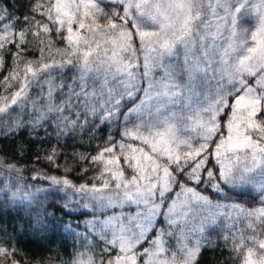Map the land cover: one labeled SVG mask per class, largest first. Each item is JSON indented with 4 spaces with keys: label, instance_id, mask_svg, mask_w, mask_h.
I'll use <instances>...</instances> for the list:
<instances>
[{
    "label": "snow or ice",
    "instance_id": "1",
    "mask_svg": "<svg viewBox=\"0 0 264 264\" xmlns=\"http://www.w3.org/2000/svg\"><path fill=\"white\" fill-rule=\"evenodd\" d=\"M16 205L0 264H264V0H0Z\"/></svg>",
    "mask_w": 264,
    "mask_h": 264
},
{
    "label": "trees",
    "instance_id": "2",
    "mask_svg": "<svg viewBox=\"0 0 264 264\" xmlns=\"http://www.w3.org/2000/svg\"><path fill=\"white\" fill-rule=\"evenodd\" d=\"M20 10L23 11V9H20ZM16 143L19 144L20 141H17ZM80 143L82 147L87 148L89 143H95V142H90L89 140L85 139L84 141H81ZM3 147H6L10 153L15 151L16 149V145L11 144V143H7L6 145H3ZM39 151L40 150L38 147L33 146L31 151H28L25 154H23V159L21 161L22 166L31 168L34 156ZM78 171H79V168H75L73 172L71 173V175L75 179H79V177L76 175ZM17 209H19V211H17ZM57 215L60 216L62 214L58 212ZM26 219H27V214L23 211V209L19 205L9 206L8 208L4 209L2 214H0V221H2V223L7 227L9 232H11L13 228L17 227V225L21 224ZM49 236L52 241L53 250L59 249L62 252L64 247L70 246L73 243L72 237H68L66 234L61 233V232H57L55 234L50 233ZM23 239H24L25 244H29V248H32V249L35 248V245L30 243L28 237H24ZM214 240H216L218 243H221V244L223 243V241L218 240L217 237ZM44 243L47 246L48 241H45ZM69 250L71 251L70 248ZM222 252L224 253V255H221ZM227 258L228 257L226 254V250L222 248H217L214 250V252H209L205 256V259L209 261L210 264H215V261L226 260Z\"/></svg>",
    "mask_w": 264,
    "mask_h": 264
},
{
    "label": "rangeland",
    "instance_id": "3",
    "mask_svg": "<svg viewBox=\"0 0 264 264\" xmlns=\"http://www.w3.org/2000/svg\"><path fill=\"white\" fill-rule=\"evenodd\" d=\"M217 224L219 225L220 224V221H218ZM208 232H209L211 238L214 240L216 237H218V235L221 234V229H220L219 226H216L214 228H210L208 230Z\"/></svg>",
    "mask_w": 264,
    "mask_h": 264
}]
</instances>
